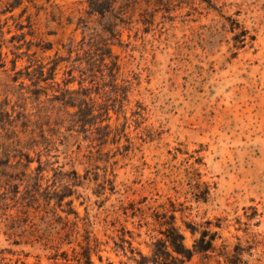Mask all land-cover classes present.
<instances>
[{"label": "rangeland", "instance_id": "374dc122", "mask_svg": "<svg viewBox=\"0 0 264 264\" xmlns=\"http://www.w3.org/2000/svg\"><path fill=\"white\" fill-rule=\"evenodd\" d=\"M89 4L0 0V264L88 233L92 264H137L172 215L187 246L217 232L264 264V0ZM22 210L53 240L10 235Z\"/></svg>", "mask_w": 264, "mask_h": 264}, {"label": "trees", "instance_id": "16d2710c", "mask_svg": "<svg viewBox=\"0 0 264 264\" xmlns=\"http://www.w3.org/2000/svg\"><path fill=\"white\" fill-rule=\"evenodd\" d=\"M117 0H90V12L99 11L102 12L109 11V9L115 4ZM14 6L10 5L7 10H12ZM111 57V55H109ZM113 65H116V62H112ZM0 66H4V62L0 63ZM50 79L55 77V67L50 69ZM46 79V78H45ZM108 112H106L107 114ZM10 114L7 111L1 110L0 107V122L5 124L10 122L9 118L4 122L6 117H9ZM106 120H109V116L106 117ZM109 124V123H107ZM5 196L0 197V200L4 201ZM4 211L7 210L8 205L4 204ZM2 214H6L5 212ZM22 214L26 215L25 217L19 218L17 215L9 214L6 215V220L9 223L6 225L9 230H11L10 235H17L22 237H27V240L31 242L45 240L44 245H47L48 242L53 239L50 238L51 230L53 229L52 222L47 221L44 228L39 227L36 223L32 222V218H29L27 215V210H22ZM68 222H65L61 230L56 231L58 235V240L60 243H72V236L78 231L76 230L77 222H72L68 226ZM167 228L164 232L165 238H160L154 243V248L150 255H144L141 252H138L139 258L135 256L129 257L137 264H249V259L245 258V255H252L251 250L259 242L253 241V243L246 242L243 244L240 240L235 244H230L226 240H222L218 244V239L221 237L218 236L217 232H208L204 231L198 238H196L191 246H187L184 241L183 234L179 231V228L175 225V216H171V220L166 222ZM68 226V229L66 227ZM64 231V234H62ZM86 233L88 231L86 230ZM85 244L82 245L81 242H78L81 250L76 251L73 248L72 256L68 257L65 251L60 255L54 254L50 257L53 262L50 264H92L91 252L93 248L89 243V233L84 237ZM29 241H25L28 243ZM15 243H20V241H15ZM133 252V251H131ZM24 264V262H22Z\"/></svg>", "mask_w": 264, "mask_h": 264}]
</instances>
